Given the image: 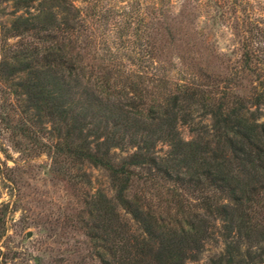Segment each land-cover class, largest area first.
<instances>
[{"label":"trees","instance_id":"1","mask_svg":"<svg viewBox=\"0 0 264 264\" xmlns=\"http://www.w3.org/2000/svg\"><path fill=\"white\" fill-rule=\"evenodd\" d=\"M136 1L144 10L133 17L146 24L128 33L138 49L126 55L101 40L78 0H0L14 7L1 29L0 74L15 81L26 111L50 124L43 150L53 171L84 187L71 226L84 234L85 247L66 249L77 258L61 264H191L217 222L226 248L198 264H261L264 82L248 94L238 86L246 72L264 67V52L244 38L235 76L215 71L216 55L218 67L233 66L197 28L199 53L191 61L179 55L189 68L175 79L165 48L182 44L183 23L201 19L206 6L217 22L227 0H181L179 8L172 0ZM6 6L0 13L9 14ZM182 125L191 138L182 136ZM21 130L28 134L26 123ZM86 164L109 172L112 195L92 190ZM5 223L0 206V239ZM16 258L0 246V264Z\"/></svg>","mask_w":264,"mask_h":264},{"label":"rangeland","instance_id":"2","mask_svg":"<svg viewBox=\"0 0 264 264\" xmlns=\"http://www.w3.org/2000/svg\"><path fill=\"white\" fill-rule=\"evenodd\" d=\"M172 1L176 8L180 7L181 0ZM247 1L233 6L231 0H227L231 7L228 10V6L219 8L217 22L213 21L215 10L206 12L207 6L202 11L201 19L185 21L183 25L187 32L182 44H178L177 49L165 48L170 55L168 61L177 66L170 75L177 79L182 75L181 71L189 68L181 65L179 55L186 54L191 61V57L199 53L200 38L195 33L197 28L203 36L209 37L210 45L218 53H224L229 65L233 66L218 67L220 58L216 55L211 57L210 67L215 71L224 69L235 76L241 68L244 38L253 39L254 47L264 52V0ZM78 4L83 8L86 19L98 26L97 33L101 40L113 41L119 54L127 55L138 49L128 41L127 35L138 25L145 27V22L133 17L139 9L143 12L144 6H140L136 0H78ZM5 6L2 4L0 9ZM13 10V6H6V13L9 14L0 13V59L4 53L1 29L12 17ZM221 12L223 16L219 15ZM251 20L254 22L252 26L247 24ZM131 21L134 22L132 25ZM251 28L255 30L250 33ZM13 41L15 39L10 40ZM165 65L166 69L174 68L171 62ZM254 68L256 73L246 72L242 75L241 86H238H243L241 90L245 94L264 82V75L261 76L264 67ZM14 82L3 79L0 74V165L3 170V176H0V206L6 219V231L0 239V246L3 252L19 257L9 260L8 264H61V259L77 258L66 253V249L73 245L85 247L84 234L71 226V219L77 217L81 208L84 187L82 184L73 185L53 171L52 158L43 150V143L49 142L50 124L39 123L33 117V112L26 111L27 103L14 92ZM259 113V121L264 122V106L260 107ZM25 123L29 128L27 135L21 130ZM180 130L185 139L191 138L188 126L182 125ZM85 170L92 181V190L101 188L109 195L113 194L111 178L106 169L86 164ZM217 225L218 228L206 240L198 260L191 264L208 263L212 257L224 252L226 242L220 233L219 222Z\"/></svg>","mask_w":264,"mask_h":264}]
</instances>
